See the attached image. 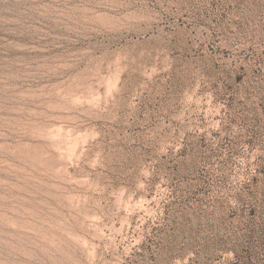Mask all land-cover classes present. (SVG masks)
Wrapping results in <instances>:
<instances>
[{"label": "rangeland", "instance_id": "obj_1", "mask_svg": "<svg viewBox=\"0 0 264 264\" xmlns=\"http://www.w3.org/2000/svg\"><path fill=\"white\" fill-rule=\"evenodd\" d=\"M0 264H264V0H0Z\"/></svg>", "mask_w": 264, "mask_h": 264}]
</instances>
